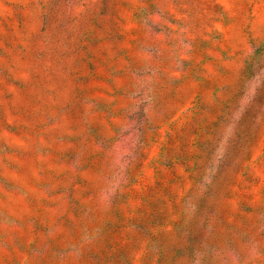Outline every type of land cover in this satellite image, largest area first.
Returning a JSON list of instances; mask_svg holds the SVG:
<instances>
[{
  "label": "rangeland",
  "instance_id": "rangeland-1",
  "mask_svg": "<svg viewBox=\"0 0 264 264\" xmlns=\"http://www.w3.org/2000/svg\"><path fill=\"white\" fill-rule=\"evenodd\" d=\"M0 264H264V0H0Z\"/></svg>",
  "mask_w": 264,
  "mask_h": 264
}]
</instances>
